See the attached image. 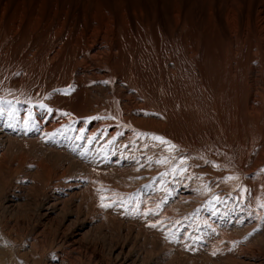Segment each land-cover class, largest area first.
<instances>
[{"label": "rangeland", "instance_id": "rangeland-1", "mask_svg": "<svg viewBox=\"0 0 264 264\" xmlns=\"http://www.w3.org/2000/svg\"><path fill=\"white\" fill-rule=\"evenodd\" d=\"M9 1L5 0V7L27 0ZM61 1H56L54 18L63 14L79 22L88 15L83 0H64L63 8ZM142 1L155 5L158 15L164 9L159 6L162 0ZM124 3V9L129 7ZM47 4L45 0L32 5L42 12ZM50 34L31 56L27 55L28 43L15 46L6 37L0 39V264H8L9 258L18 264H144L158 259L157 264L183 259L199 264L203 261L200 250L207 249L204 254L209 257L215 255L213 232L218 222L223 236L243 239L251 228L240 222L257 219L260 208L253 210L240 186L233 183L238 176L217 171L215 164L233 167L225 162H232L235 155L230 131L236 127L238 116L246 117L241 111L248 98L245 71H241L242 78L234 79L225 62L219 63L212 56L196 70L193 60L180 48L169 56L164 52L165 42L157 50L154 42L142 43L137 38L134 45L123 41L114 58L117 67L99 65L113 77L101 79L89 72L78 75L72 56L53 64L49 60L51 48L46 47L57 44ZM223 42V52H228ZM88 62L94 63L91 58ZM68 79L75 82L73 89ZM107 83L115 89L114 95L127 93L136 99L131 111L136 109L139 116L159 124L137 128L115 117L111 109L117 107L118 100L107 98ZM138 133L155 134L170 144ZM161 159L166 162L157 163ZM36 162L40 176L34 171ZM41 162L50 165L51 178ZM234 170L242 172L237 166ZM260 195L256 192L257 200ZM55 200L61 211L52 215L56 223L65 214L73 221L77 216H87L101 219L104 230L96 233L87 247L72 244L64 237L65 232L50 227L42 216ZM231 218L237 224L233 228ZM129 229L133 261L120 262L113 259L110 250L125 239ZM14 251L17 255L10 257Z\"/></svg>", "mask_w": 264, "mask_h": 264}, {"label": "bare ground", "instance_id": "bare-ground-1", "mask_svg": "<svg viewBox=\"0 0 264 264\" xmlns=\"http://www.w3.org/2000/svg\"><path fill=\"white\" fill-rule=\"evenodd\" d=\"M34 1L35 0H27V4L25 1H21V4L14 3V7L8 8L5 7V0H0V39L6 37L8 43L11 44V42H14L15 46L22 42L24 44L28 43L27 55H33L40 43L46 39V36L49 35V33H52V35H50L54 37L53 41L57 42V44L47 45V50L51 48L49 60L53 64L57 63L59 60H63L66 56H72L74 60L73 62L77 64L76 67L78 66V75L82 72H89L95 74L94 76H98L101 79L107 76L113 77L114 74L112 75L111 73L106 72V70H102L99 65L107 63V67L112 68L115 65V56L119 54L122 49V45L124 44L123 41L125 40L127 41V44L134 45L137 38H139L142 43L147 40L154 42L157 50L158 47L160 48L162 43L165 42L167 45H165L164 52L169 56H171L172 52L177 48H180L182 54L193 60V66L196 70H201V68L204 67L202 65L203 62L212 56L213 59L216 58L215 61H219V63L225 62L224 64L228 66V70L234 79L242 78L240 75L241 71H245L246 75L244 78L246 80L245 83L247 84L248 98L245 104L242 105L241 111L246 117L244 119H239L238 116L236 127L234 126L235 128H232V131H230V133H232L231 146L235 155L233 154V161L230 158L232 162H225L227 166H233V169L230 167V169L222 168L216 164L215 168L217 171L224 172L228 175L238 176L236 180H232L233 183L236 182L235 185L240 186V190L243 194L245 193L246 201L253 210H255L254 208H260V212L258 213V218L256 217L257 219H254L253 221L249 219L242 220L243 218L239 219V221H243L240 223H243L245 227L248 225V228H251L249 233L245 235L243 239L233 237L234 239H237L231 240L230 237L222 235V230L218 227L220 222H218V228L216 225H213L217 230H214L215 232L212 231L213 229L209 231L214 233L215 242L209 235L208 239H212L213 243H215L216 252L212 251L215 252V255L209 257L207 253L206 255L204 254L207 249H199L200 254H202V258H200L204 261H199V264H264V171H262V169H264V0H162V2L159 3V6H164V9H161L162 11L160 15L156 13L155 8H158L155 5L150 6L142 0H124L129 5V7H126L125 9L122 7L125 4L122 0H108L104 4L100 2L101 0H83V6L88 15L83 17L81 16V13L80 16L83 17V19L79 22L70 19L63 14H59L58 17L54 18V7L59 3L56 2L57 0H46L48 7L45 5L44 7L46 8H44L42 12L38 11V9L32 4L37 2L44 3L45 0H37L35 3ZM63 2L64 0L59 4L62 8L64 6ZM83 6H81V8ZM119 25H121V31L119 30ZM121 34L123 35V38H121ZM220 41H224L223 43L228 47V52H223V46ZM42 52H44V50ZM86 52H88V55ZM88 58H91L94 63L88 62ZM91 64L93 65L91 66ZM170 65L174 66L175 64L171 61ZM118 74L117 71L116 75ZM71 80L68 79V82H71L70 88L72 87L71 89H73L75 82H72ZM114 90H112L107 83L105 93L108 95L107 98L110 96L118 100V102L115 103V106L118 108L114 107L111 109V112L115 117H118L124 123L137 128H149L148 126L152 124H159L152 119L139 116L136 109L135 111H131L132 106H135L134 100H136L133 96H130L127 93L122 96H116L114 95ZM113 101L114 100H111L109 102L110 106H113ZM108 119H111V117H108ZM113 120L115 121V119ZM228 128L229 127H227V129ZM124 131L128 132L129 128H126V130L124 129ZM161 133L165 135L163 131H161ZM228 136H230V134ZM213 157L217 160L219 159L217 156ZM41 164L44 169H46L47 177L51 178L52 174L49 167L50 165L45 162H41ZM39 165V162H36L34 165V171L38 176H40L38 173ZM235 166L241 168L242 172L235 171ZM75 188V190L71 189L77 194L76 191L79 189L78 187ZM256 192L261 193L259 200H257L255 196ZM58 204L59 203L56 200L51 202L50 206L46 207L42 216L46 221L45 223L50 227L53 226L56 230L65 232V234L63 233L64 237H66L72 244L86 246L90 239L104 228V225L99 222L101 219L94 220L87 216H77L73 221V219L70 218V215L65 214L62 220L56 223V221L53 220L52 215L54 212H58V210L60 211ZM69 205L71 204L69 203ZM15 208L17 209L18 207L16 206ZM248 210L250 211V209ZM247 211H245L244 214H247ZM257 212L258 211H256V213ZM238 213H240V211ZM253 213H255V211ZM244 214L243 216H245ZM229 217L227 220L230 219ZM232 218L230 221L234 219ZM227 223L229 224V222H226V224ZM226 224L224 226H226ZM235 224L234 220L230 223L232 228L237 225ZM130 230L132 229L127 230L128 232L124 231L125 239L121 242L119 241L120 243L116 242L111 248L110 254L114 257L113 259L125 262L131 258L129 253V239L133 234ZM205 237L203 239H205ZM108 241L109 240H107V242ZM146 241L147 240L145 239V242ZM204 241L206 242V239L203 240V242ZM208 241L210 242V240ZM142 245L140 246L142 247ZM204 245L209 249L207 244ZM205 246L203 247L205 248ZM200 248L202 249V247ZM211 249L214 248L211 247ZM141 251L143 252V250ZM12 253L10 252V257L17 255L16 252V254L13 255ZM134 260H136V258H134ZM158 260H156V262L152 261L144 264H157ZM166 261H169V258ZM16 262L13 259H8V264H18ZM190 262L187 259H183L175 262L170 261L168 263L190 264Z\"/></svg>", "mask_w": 264, "mask_h": 264}, {"label": "snow or ice", "instance_id": "snow-or-ice-1", "mask_svg": "<svg viewBox=\"0 0 264 264\" xmlns=\"http://www.w3.org/2000/svg\"><path fill=\"white\" fill-rule=\"evenodd\" d=\"M40 107H46L44 104H41ZM0 111H2V109H0ZM64 115H70L69 113H64ZM138 135H142V136H150L151 139L153 140H156V141H159L161 144H164V145H169L170 142L165 140L163 137H160V136H156L155 134H150V133H138ZM172 148H174L175 146L172 145L171 146ZM166 160L165 159H161V160H158L157 163H165ZM183 170V169H182ZM262 171H264V169H262ZM227 179H233V177H228ZM102 206H108V205H102ZM159 207V205L157 206ZM152 227H155L156 225H151Z\"/></svg>", "mask_w": 264, "mask_h": 264}]
</instances>
